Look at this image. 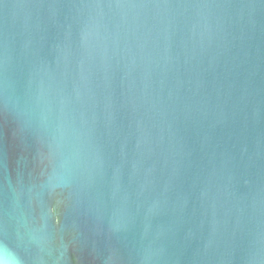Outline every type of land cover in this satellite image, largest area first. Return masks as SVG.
I'll return each instance as SVG.
<instances>
[{"label": "water", "instance_id": "water-1", "mask_svg": "<svg viewBox=\"0 0 264 264\" xmlns=\"http://www.w3.org/2000/svg\"><path fill=\"white\" fill-rule=\"evenodd\" d=\"M0 264H264V0H0Z\"/></svg>", "mask_w": 264, "mask_h": 264}]
</instances>
